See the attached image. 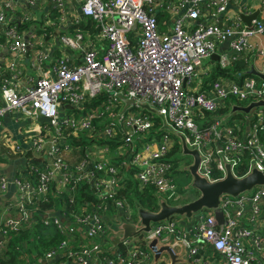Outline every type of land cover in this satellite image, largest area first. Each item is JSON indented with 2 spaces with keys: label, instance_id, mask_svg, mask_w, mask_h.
Returning <instances> with one entry per match:
<instances>
[{
  "label": "built area",
  "instance_id": "obj_1",
  "mask_svg": "<svg viewBox=\"0 0 264 264\" xmlns=\"http://www.w3.org/2000/svg\"><path fill=\"white\" fill-rule=\"evenodd\" d=\"M254 11L242 0H0V129L8 114L28 124L24 141L0 138V157L24 159L15 176L0 172V197L12 185L17 194L0 218V252L11 233L41 215L63 239L24 264H172L167 252L155 263L154 239L175 250L176 264H264V185L223 195L218 208L190 220L174 216L129 238L116 229L124 222L144 227L139 207L121 194L130 174L140 189L153 186L178 205L170 155L176 136L199 151L198 174L210 182L223 179L228 165L237 175L243 161L245 174L264 172L263 107L232 125L225 117L203 120V112L216 113L228 101L232 109L264 101V81L222 76L202 91L199 78L204 61L226 42L231 52L219 57L224 69L243 53L264 57V48L249 41L264 33V11L249 25L241 18ZM84 19L94 22L95 33L72 28ZM49 38L57 49L48 48ZM93 99L98 104L89 106ZM40 116L50 121L41 123ZM67 129L81 136L80 144ZM82 185L96 199H84L78 209L41 214L34 207L51 195L68 196L74 205Z\"/></svg>",
  "mask_w": 264,
  "mask_h": 264
},
{
  "label": "trees",
  "instance_id": "obj_2",
  "mask_svg": "<svg viewBox=\"0 0 264 264\" xmlns=\"http://www.w3.org/2000/svg\"><path fill=\"white\" fill-rule=\"evenodd\" d=\"M76 25H80L82 28L88 29L93 33L96 32L94 22L91 19H84L82 22H80V24H74L72 28H76ZM56 52L58 53L59 51ZM239 67L240 66L235 65L232 70L224 69L220 66L218 61L215 62L212 71L208 73L207 77L203 81L202 91L209 90L212 83L216 79L225 75L231 76L233 78L239 77V79L245 76H253L255 78H258L250 73H240L241 68ZM237 71L239 72L236 73ZM232 100L238 104L240 103L235 98H233ZM98 102V100L93 99L89 106H96ZM232 108L233 104L228 101L226 106L220 108L216 113L203 112V120L205 121V123H208L214 117H225L226 123L229 125H232L237 120H243L244 112L233 111ZM154 121L155 127H157L159 125L160 119L155 117ZM66 133L71 138V142H73L74 144H80V135L77 136L71 133L70 129H67ZM109 142L114 146H118L121 143V141ZM178 153H180L181 155L179 156ZM170 155L175 156L174 158H171L173 165L175 166L179 163V160L182 159V156H186L183 153L181 142L179 141V138L177 136L175 146L170 152ZM33 162L36 165L39 164L38 160H34ZM246 170V161H243V163H240L236 168V173L239 177H241L245 174ZM219 175V173H215V176L218 177ZM121 194L128 198L134 209H137L138 207H143L151 211H158L160 209V199L162 197L159 194L158 190L153 186L146 187L145 189H140L138 187V183L131 174L126 179V189L123 190ZM84 199H96L88 185L81 186L77 202L74 205L70 203L68 196L62 195L61 197L57 198L51 195L49 202H44L43 200L39 199L34 202V207L38 208L41 214H43L47 210L52 212L55 209L70 212L74 209H78ZM37 217V222L31 227L26 226L18 233H11L10 238L7 239L6 247L0 252V264H24L25 262L34 259V255L32 254H43L46 250L55 246L61 239H63V235L58 232V230H54L53 228H50L49 226L44 224L41 215H38Z\"/></svg>",
  "mask_w": 264,
  "mask_h": 264
},
{
  "label": "water",
  "instance_id": "obj_3",
  "mask_svg": "<svg viewBox=\"0 0 264 264\" xmlns=\"http://www.w3.org/2000/svg\"><path fill=\"white\" fill-rule=\"evenodd\" d=\"M262 11H264V3L258 10H255L250 15L242 14L241 18L245 24L249 25L250 20L257 17ZM67 51L71 56H73L74 53L72 52V50L68 49ZM248 72L264 81V71L260 72L251 68ZM123 100L127 105L133 103L132 100L124 98ZM257 106H261L264 108V101L252 102L247 106H235L233 111L248 113L252 108ZM145 108L151 110L149 105H145ZM38 120L43 123L45 121H50V118L46 116H40ZM180 138L182 142L183 153L185 155H191L194 159L193 163L189 165L188 170L192 175L191 185L193 188L199 191L200 195L189 202L178 205L169 204L165 199L161 198L160 209L158 211H151L146 208L139 207L138 213L141 217V223L144 225V227L140 230H136L133 225L127 222L117 225L116 229L123 230V238H129L138 235L143 231H149L151 229L152 223L169 220L177 215L190 218L194 214L204 209L218 208L221 196H237L239 195V193L249 191L255 186L264 185V172L253 168L249 173L239 177L232 172L231 165L227 166V175L223 179L215 182L208 181L206 178H203L198 174V167L201 161L199 151L196 149H190L186 143V139L184 138V136L181 135ZM31 155L32 153L29 152L28 156ZM216 215L217 220L221 223L223 221V213L220 210H217ZM111 240L114 243H119L122 239L119 237L111 236ZM149 248L155 254V263L164 252H167L172 259V264H176L177 255L172 247L167 245H160L158 239H154L149 244Z\"/></svg>",
  "mask_w": 264,
  "mask_h": 264
},
{
  "label": "crops",
  "instance_id": "obj_4",
  "mask_svg": "<svg viewBox=\"0 0 264 264\" xmlns=\"http://www.w3.org/2000/svg\"><path fill=\"white\" fill-rule=\"evenodd\" d=\"M242 2H245L248 6H251L254 10H258L262 6V2L259 0H242ZM235 8L234 4L231 5L230 9ZM249 41L251 43H256L260 47L264 48V33L260 35H253L249 38ZM46 45L50 50L57 49V42L54 38H49L45 41ZM44 42V44H45ZM230 53L231 49L229 46V42L223 43L218 45L216 52L206 61V63L203 65V68L200 71V79L204 81V79L207 77L208 73H210L215 65V62H219V57L222 53ZM59 54V52H56V55ZM235 65L240 66V73H249L248 71L253 68L256 71H264V57H258L255 54L252 53H243L241 54V57ZM234 65V66H235ZM233 66V67H234ZM243 66V67H242ZM231 68V70L233 69ZM237 71L236 73H238ZM226 76V75H225ZM231 77V76H227ZM233 78V77H231ZM4 125L0 129V138L3 139L4 135H13L16 140L18 141H24L25 138V131H22L19 125L25 124V122H16L13 118V114H8L3 119ZM24 163L23 157H19V155L14 154L11 157H0V172H4L11 177L15 176L16 171L19 169V167ZM15 196V188L14 186H10L9 193L1 196L0 201L4 202L9 206V203L11 201V198ZM5 197V198H4Z\"/></svg>",
  "mask_w": 264,
  "mask_h": 264
},
{
  "label": "rangeland",
  "instance_id": "obj_5",
  "mask_svg": "<svg viewBox=\"0 0 264 264\" xmlns=\"http://www.w3.org/2000/svg\"><path fill=\"white\" fill-rule=\"evenodd\" d=\"M207 60L204 61V64L206 63ZM240 104H246V102H240ZM137 112H141V110H138ZM19 127L21 128L22 131L28 130V124H20ZM178 137V136H177ZM9 139H15L13 135L7 136ZM179 138V137H178ZM179 141L181 142L180 138ZM182 145V144H181ZM180 156L181 154L178 153ZM175 156H172L174 158ZM182 159L179 160V163L175 166L174 165V170H173V176L175 178V181L178 186V191L181 199L179 201H175L176 204H183L186 202H189L190 200H193L197 198L200 193L198 190L192 187V175L190 171L188 170L189 165H191L194 161L193 157L191 155H186L182 156ZM17 201V194H15L14 197H12L10 203L14 204ZM172 202V201H171ZM174 202V203H175ZM134 210V209H133ZM14 211V210H13ZM7 212V204L4 202L0 201V218ZM113 212H110V226L114 227L117 225V220L113 217ZM177 218L181 220H190L189 218H184L181 215H177ZM134 240H140V236L136 237ZM135 244V243H134Z\"/></svg>",
  "mask_w": 264,
  "mask_h": 264
}]
</instances>
